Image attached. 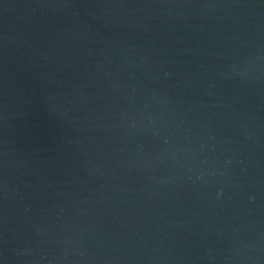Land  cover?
Returning a JSON list of instances; mask_svg holds the SVG:
<instances>
[{
	"label": "water",
	"instance_id": "water-1",
	"mask_svg": "<svg viewBox=\"0 0 264 264\" xmlns=\"http://www.w3.org/2000/svg\"><path fill=\"white\" fill-rule=\"evenodd\" d=\"M0 264H264V0H0Z\"/></svg>",
	"mask_w": 264,
	"mask_h": 264
}]
</instances>
